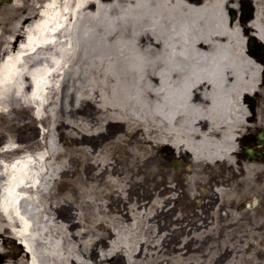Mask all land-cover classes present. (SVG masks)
Returning <instances> with one entry per match:
<instances>
[{
	"label": "bare ground",
	"instance_id": "6f19581e",
	"mask_svg": "<svg viewBox=\"0 0 264 264\" xmlns=\"http://www.w3.org/2000/svg\"><path fill=\"white\" fill-rule=\"evenodd\" d=\"M8 1L19 16L7 32L0 10V241L18 228L24 246L0 244L1 264H246L257 255L264 202L236 206L264 190V158L241 151L264 134V53L247 46L253 37L264 45V0H251L248 22L232 19L242 0ZM163 149L193 166L174 184L162 178ZM206 178L231 222L166 229L157 219L177 185L192 203ZM58 185L70 191L53 202Z\"/></svg>",
	"mask_w": 264,
	"mask_h": 264
},
{
	"label": "rangeland",
	"instance_id": "374dc122",
	"mask_svg": "<svg viewBox=\"0 0 264 264\" xmlns=\"http://www.w3.org/2000/svg\"><path fill=\"white\" fill-rule=\"evenodd\" d=\"M244 1V0H242ZM249 1V4L251 6V9H252V15L250 17L253 16L254 14V6H253V3L251 0H248ZM241 5L243 6V2H240ZM248 4V5H249ZM246 5V4H245ZM0 10H2L4 12L5 15H3V22H4V25H5V28H6V31L9 32L10 28L12 27V24H14L17 19H18V16L17 15V11L16 9H14L12 6H11V2H9L8 0L2 5V7L0 8ZM245 17H247L248 15V12L245 11ZM235 19H243L242 18V15H241V12H237V15L235 17ZM246 22H248L250 19H244ZM5 36H3L1 39H0V45L2 44L3 41H5ZM255 44V46L261 51L264 53V45L262 46V44L258 41V39H256V37L251 40H248L247 41V45H249L250 42H252ZM260 132L257 134V133H253V137H257L259 136ZM103 138V137H102ZM244 145V144H242ZM246 145L249 146V147H256V143L255 141H247L246 142ZM241 151H244L243 148H241ZM174 158H172V155L169 154L168 150L166 149H163L160 153V156H159V167H160V170L161 173L164 172V175L162 177V175L160 177L164 178L166 181L169 180L168 175L173 172V173H178L177 176L175 177H171V178H174L172 180V182L170 184H174L176 183V181H178L180 179V170H182L181 168H183V171H189L193 168L192 166V163L188 160V159H182V158H178L175 156V159H180V161L182 162V165L177 169V170H174L172 168L169 167L171 161L173 160ZM80 164V166H78ZM74 166H76L75 168H72L71 172H70V176H73L74 178V174L77 173L78 169H81L82 168V165H81V162H78V164L76 163ZM190 168V169H188ZM219 170L221 169H224L223 167H218ZM217 169V170H218ZM151 170V171H150ZM149 170L148 166L146 167L145 169V172L146 174H148V172H152L153 171V168L151 166V169ZM143 176L145 177V175L143 174ZM170 182V181H168ZM187 187L182 183V185H177V200H179L177 202V204L175 203V201H173V203H171L170 207H176V208H172L169 210V208H166L165 210H161L159 212V215L158 216V221L160 220L161 221V224L165 225L166 226V229L167 228H170L172 225H176L180 222H183L186 223V224H189L188 222H185V219H186V214L187 211L185 210V204H184V200L186 199V196L184 195V193L186 192V189ZM248 190H251V189H248ZM67 191H70V189L66 188V189H63L60 185L58 186H55L53 190L50 191L49 195H55V197L52 198V201H58V200H61L65 194V192ZM131 198L134 197V194L131 193V195H129ZM259 197V198H258ZM247 200H249V203H252L254 200L257 202V204L255 206H253V209L258 206H262L263 202H264V190H259L257 188L254 189V191L252 192V196L251 198H248ZM109 203H112L111 200H108ZM246 202V201H245ZM174 211H177L176 215L174 216L172 213ZM173 222H170L171 220V217H173ZM160 217V218H159ZM183 223V224H184ZM205 224V222H203ZM192 225H195V223H190ZM189 224V225H190ZM220 231V229H218L216 231V233H214V236L218 234V232ZM213 232L210 230H206V233L204 234L205 236H207L206 238V246L204 248L205 251L208 250V246L210 244H213L214 242H211V239L209 237H213L212 236ZM8 235V234H7ZM11 235V234H10ZM260 239V238H259ZM171 241V240H169ZM168 241V243H169ZM0 244L3 245V249L4 251H9V250H12L14 249V247L16 246V244H18L16 241L10 239L9 241L6 240L5 242L3 241H0ZM254 252H257L258 254L257 255H254L252 259H247L245 261V263L249 262L250 264H264V240H261L260 239V242H258L256 245H255V248H254ZM262 252V254L259 255V253ZM202 253V252H201ZM6 260V258L3 257V259L0 261V264L3 263L4 261Z\"/></svg>",
	"mask_w": 264,
	"mask_h": 264
},
{
	"label": "flooded vegetation",
	"instance_id": "af4514ba",
	"mask_svg": "<svg viewBox=\"0 0 264 264\" xmlns=\"http://www.w3.org/2000/svg\"><path fill=\"white\" fill-rule=\"evenodd\" d=\"M6 2V0H0V8L2 7V5ZM218 169V168H217ZM177 176V173H173L171 172L167 178H169L168 181H170V183L172 182V180L174 178L171 177H175ZM206 184L205 185H200L196 187V191L199 194V197L197 200H193L192 203H190V199L186 196V199L184 200V204H185V210L187 211L188 214H186V219L185 222L188 223H195L196 224H200L202 222L208 223V222H216V223H230L231 222V211L228 207H223V208H219L218 210H215V202L212 199H215V201L219 200L218 197L213 198L214 196V188H215V180L214 179H210V178H206ZM179 200H177L175 203L177 204ZM246 201V202H245ZM249 200L244 199L242 206L237 205V211H248L250 210V212L253 209V202L251 204L248 203ZM209 203V204H206ZM177 213V211H174L172 214L175 216ZM173 217H171L170 222H173ZM250 217V216H249ZM225 230H221L220 229V240L222 238H224V233ZM218 232V234H219ZM217 234V235H218ZM253 248H251L252 250ZM246 264H250L249 262H247Z\"/></svg>",
	"mask_w": 264,
	"mask_h": 264
},
{
	"label": "water",
	"instance_id": "95a60500",
	"mask_svg": "<svg viewBox=\"0 0 264 264\" xmlns=\"http://www.w3.org/2000/svg\"><path fill=\"white\" fill-rule=\"evenodd\" d=\"M250 16H251V12H249V14H248L247 17H245V15H244V17L247 18V19L251 18ZM234 17H235V15L233 16V19H234ZM250 49H251L252 51H254V47H253L252 45H250ZM263 139H264L263 134H261V135L259 136V140L262 142ZM247 153L249 154V157H252V153H251V151H248Z\"/></svg>",
	"mask_w": 264,
	"mask_h": 264
}]
</instances>
